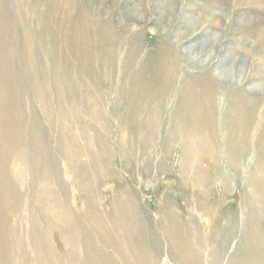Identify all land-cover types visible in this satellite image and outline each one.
I'll list each match as a JSON object with an SVG mask.
<instances>
[{"label": "rangeland", "instance_id": "rangeland-1", "mask_svg": "<svg viewBox=\"0 0 264 264\" xmlns=\"http://www.w3.org/2000/svg\"><path fill=\"white\" fill-rule=\"evenodd\" d=\"M166 2L0 0V264H228L238 247L243 264H264V234L241 222L249 208L264 212L245 181L264 154L239 153L234 165L225 157L223 174L198 153L180 168L183 157L158 154L160 134L147 142L140 126V113L151 102L161 114V102L128 86L159 44L177 50L172 36L187 14L192 28L221 32L212 62L228 43L233 70L263 92L264 0ZM92 88L100 99L88 98ZM126 98L135 119L122 135ZM166 217L186 249L167 238ZM116 228L120 249L107 241Z\"/></svg>", "mask_w": 264, "mask_h": 264}, {"label": "bare ground", "instance_id": "bare-ground-1", "mask_svg": "<svg viewBox=\"0 0 264 264\" xmlns=\"http://www.w3.org/2000/svg\"><path fill=\"white\" fill-rule=\"evenodd\" d=\"M166 1L167 6L168 4L173 6L175 3L174 0ZM193 18L194 16L190 17L187 14L182 15L180 22L182 25L184 23V30L179 34L175 32L172 36L177 40L178 46H175L177 50H172L168 45L164 47L165 42L159 44L156 51L143 58L128 86L131 91L140 92L144 96H146L145 88H147L151 91V98L159 99L161 102L158 107L162 109L161 114L158 113L157 105L151 102L149 103L150 108L140 113L144 114L140 126H143V134L147 142L152 141L155 133L160 134L161 144H157L156 148L157 153L159 151L158 154L166 157L177 154V157H183L180 160V168H182L187 155L198 153L200 155L199 164L204 162L206 156L209 159L208 162L212 163L211 170L220 171L223 174L225 157L229 165L231 163L234 165L233 160L239 153L250 155L254 149L257 155L264 154V91H261L260 84L254 81L251 74L245 73L241 76L238 71L233 70L234 63L239 60V57L236 54L237 51L234 52L228 47V43L224 44L223 52L219 57L217 56V61L212 62L215 51L219 48L222 34L216 31L210 32L207 28H192L191 19ZM145 47L143 44L139 46L132 61L126 58L123 63L124 77L127 78L131 73L136 59L141 56ZM153 59H155L154 66H147ZM146 61V65H143ZM188 61L189 64L186 65ZM128 86L127 82L123 83L122 91H126ZM88 98L96 101L101 97L97 89L92 88ZM122 103L127 108L120 119V129L124 135V132L128 130V121L135 119V114L132 110L134 107L129 106L130 102H127V98ZM159 124L162 127L158 132L157 125ZM179 137H182L180 147L174 150ZM197 140L201 143L196 144ZM250 141H252L251 144ZM147 145L150 146L149 143ZM215 150L219 151V154L215 153ZM260 161L255 166L254 174L249 175L245 181L250 185L255 184V197L264 201V160ZM171 165L174 167L175 163ZM171 165L167 164V167L170 168ZM251 205L252 200L246 199V207ZM255 211L257 210L249 208L244 218L245 222L243 220L241 222L245 223L247 231L264 234V228L261 225L264 212L257 211L256 213ZM115 212L117 215L121 213L122 216L121 208L114 209ZM165 220L164 232L169 241H178L180 246L183 245L186 249L185 239L181 238L180 241L176 236L184 231L179 227L175 229L172 223L168 224V218ZM114 225L121 230L119 224ZM143 226V223H138L140 230L144 228ZM118 229L110 230L112 234L107 241L116 244V248L120 249L117 241L122 242ZM107 231L108 229H104L102 236ZM224 244V241L219 244L215 252H219ZM240 252L241 248L238 247L227 257V263L243 264L244 256L239 255Z\"/></svg>", "mask_w": 264, "mask_h": 264}]
</instances>
